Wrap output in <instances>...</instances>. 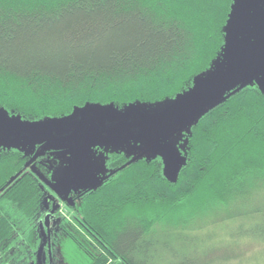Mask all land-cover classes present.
Wrapping results in <instances>:
<instances>
[{"label":"trees","instance_id":"trees-1","mask_svg":"<svg viewBox=\"0 0 264 264\" xmlns=\"http://www.w3.org/2000/svg\"><path fill=\"white\" fill-rule=\"evenodd\" d=\"M221 23L215 7L191 0H0V109L38 122L86 104L121 110L176 99L221 61L228 41ZM183 154L175 183L163 167L155 171L156 160L110 155L108 174L116 173L79 202L80 226L66 228L59 243L63 262L149 264L155 228L195 207L238 208L231 219L242 222L240 242L229 248L240 249L248 264H264L260 90L240 86L195 119ZM30 158L0 151V264H28L39 247L41 189L27 170ZM210 229L192 228L202 235L187 239L192 255L183 264L226 250L220 230Z\"/></svg>","mask_w":264,"mask_h":264},{"label":"snow or ice","instance_id":"snow-or-ice-1","mask_svg":"<svg viewBox=\"0 0 264 264\" xmlns=\"http://www.w3.org/2000/svg\"><path fill=\"white\" fill-rule=\"evenodd\" d=\"M193 5L210 4L222 15L221 30L231 38L239 32L243 22V5L245 0H191ZM230 42V39H229ZM237 71L242 72L247 77V83L253 84L264 96V59H258L248 63ZM165 101L170 98L165 97ZM179 101H172L178 103ZM167 103H157L151 108L133 105L115 111L111 107H94L84 105L79 111L71 115V121L83 133L87 142L88 153L85 163L92 167L101 168L104 165L105 152L103 145L94 136L111 131L110 125L114 117H118L123 123L119 128V135L124 144L131 148V151H139L142 155H147L149 163L156 160L155 171L160 168L166 170L179 169L181 165L187 163V158L181 152L184 146L181 129L176 126V122L171 120L166 109ZM68 123L65 120H52L43 123H20L11 119L7 113L0 111V138L6 132L21 137L44 138L58 133L56 125ZM131 154V152H129ZM55 196V192L52 193Z\"/></svg>","mask_w":264,"mask_h":264},{"label":"water","instance_id":"water-1","mask_svg":"<svg viewBox=\"0 0 264 264\" xmlns=\"http://www.w3.org/2000/svg\"><path fill=\"white\" fill-rule=\"evenodd\" d=\"M242 12L243 22L240 30L239 32L234 33L231 38L228 36L227 46L223 52L221 61L217 62L212 72L195 79L194 89L191 90V92L176 97V100L179 102L176 103L175 107L166 112L171 120L181 122L183 120H189L191 117L197 119L208 109L223 101L228 93L247 84V77L242 72L237 71L238 68L251 63L258 59V57L264 59V0H245ZM242 56L246 57L247 62L241 61L240 58ZM211 100H213L214 103L206 108L207 103ZM89 106L103 107L100 105ZM131 106L133 105H129L128 107ZM111 108L114 109L115 107L111 106ZM79 110L80 109H76L74 112ZM119 110L120 109H118V111ZM0 111L7 113L9 117H13V120H17L20 123H43L52 120L68 121L66 124L56 125L55 127H57L59 131L52 136L44 138L21 137L6 132V134L0 138V149L19 150V146L33 141L42 146L50 145L52 148L67 149L71 159L69 179L63 186L52 184V189H54L55 192L69 194L72 190L90 191L99 187L103 183L104 179H101L95 184L81 181L80 167L82 152L86 141L81 130L77 127L75 122L71 121V115L60 119H44L38 122H30L22 120L19 116H12L2 109H0ZM113 120L114 121H112L110 125L111 131L98 134L99 136L106 138H121L118 130L123 121L118 117H114ZM42 156L44 155L41 153L33 155L30 163ZM183 166L184 165H181L179 169L174 166L171 170H166L164 168L165 177L170 182H177ZM169 174L173 175L175 180H170L173 179V177H170ZM41 235L44 241L38 251L39 257L43 254L46 246V239L48 237L43 228L41 229Z\"/></svg>","mask_w":264,"mask_h":264},{"label":"rangeland","instance_id":"rangeland-1","mask_svg":"<svg viewBox=\"0 0 264 264\" xmlns=\"http://www.w3.org/2000/svg\"><path fill=\"white\" fill-rule=\"evenodd\" d=\"M242 62H247L246 57L242 56ZM210 73V72H209ZM200 77V76H199ZM172 101H177L176 99H170L168 101H162L167 103L169 107L166 109V112L173 107L176 106V103H172ZM158 102V103H162ZM214 103L213 100L209 101L206 105V108L210 107ZM157 104V103H155ZM136 106H143L144 108H151L154 104H146V103H137L132 104ZM110 107L113 106L112 104L109 105ZM128 107V106H126ZM115 111L118 109L114 108ZM12 119L13 117L10 116ZM194 118H190L189 120H183L181 122L175 121L176 126H178L181 131V135L183 136L184 146L181 148V152L185 153L187 150V137L191 130V123L194 122ZM95 139L99 140L100 144L103 145L105 157H104V165L101 168L92 167L91 165H87L85 163L86 156L88 153L87 143H90L88 140L83 148L82 152V161H81V169H80V176L81 181H87L90 183H97L101 179L103 183L108 181L112 174L111 171L107 169L106 161L110 157V155L115 153H123L127 156L139 157L142 154L139 151H131V148L126 146L121 138H106L99 136L98 134L94 136ZM19 150L26 155L33 156L39 153L43 154L44 160L40 161L42 166L52 179V182L57 186H63L67 183L70 174V166H71V159L70 154L68 153L67 149L65 148H52L50 145H40L38 143L28 142L27 144L19 146ZM131 152V154H129ZM148 158L147 155H144ZM149 159V158H148ZM34 163V162H32ZM39 163L35 162V166L37 167ZM170 177L173 175L169 174ZM175 180L174 177L173 179ZM102 183V184H103ZM101 184V185H102ZM100 185V186H101ZM85 191V190H83ZM238 208L232 209H200L197 213L195 207L191 209H187L184 213L177 215V216H168L165 218L159 226L155 228L153 231L152 239V246L149 248L146 256L149 257V264H183L186 263V259H190L189 257H184V255H188L192 252L186 253L185 247L189 244L187 239L191 240V237H195L199 234H194L191 232L193 227H200L204 225L210 226L209 234L216 233L220 230V238L229 243H226L227 247L224 252L222 251H213L209 250L204 256L196 257L199 261H192L187 264H210L212 261L214 262L216 259H229L226 262H220L218 264H248L249 260L241 256L240 249H231L229 248L232 243H239V231H240V224L238 219H231V217L237 216ZM231 214V215H230ZM64 216H66L64 214ZM229 218V221L226 220ZM188 222L187 228L184 229V223ZM240 223V224H239ZM216 225V226H215ZM216 227V229L214 228ZM219 227V228H218ZM227 229V231H221L222 229ZM202 235V234H200ZM205 235V234H204ZM211 247V246H208ZM212 248V247H211ZM188 249V248H187ZM189 250V249H188ZM192 250V249H191ZM190 251V250H189ZM233 256H238V261H233ZM195 257V256H194Z\"/></svg>","mask_w":264,"mask_h":264},{"label":"flooded vegetation","instance_id":"flooded-vegetation-1","mask_svg":"<svg viewBox=\"0 0 264 264\" xmlns=\"http://www.w3.org/2000/svg\"><path fill=\"white\" fill-rule=\"evenodd\" d=\"M2 150L4 151V149H0V151ZM42 157L37 158L34 163H30L33 158L31 156L27 165V170L32 174L34 181L41 189L40 212L34 218V225L38 229L40 243L35 258L32 259L31 257L28 264H65L61 259L59 243L66 228H79L80 223L78 222L76 209L87 191L72 190L69 194L55 192L51 186L54 183L40 162L44 160ZM35 162L39 163L37 167ZM53 192H55V196H53ZM42 228L48 237L43 254L39 257L38 251L44 241L41 237ZM23 263H25V260Z\"/></svg>","mask_w":264,"mask_h":264}]
</instances>
